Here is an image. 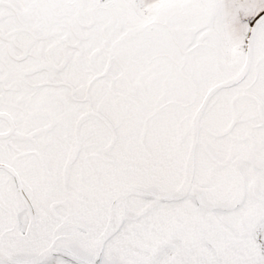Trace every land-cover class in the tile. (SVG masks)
<instances>
[{"label":"snow or ice","instance_id":"1","mask_svg":"<svg viewBox=\"0 0 264 264\" xmlns=\"http://www.w3.org/2000/svg\"><path fill=\"white\" fill-rule=\"evenodd\" d=\"M0 264H264V0H0Z\"/></svg>","mask_w":264,"mask_h":264}]
</instances>
